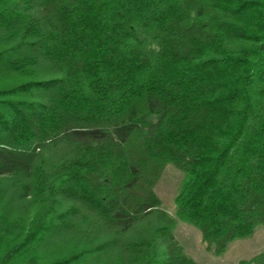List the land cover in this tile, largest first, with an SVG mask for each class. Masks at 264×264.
<instances>
[{
	"label": "trees",
	"instance_id": "obj_1",
	"mask_svg": "<svg viewBox=\"0 0 264 264\" xmlns=\"http://www.w3.org/2000/svg\"><path fill=\"white\" fill-rule=\"evenodd\" d=\"M176 219L264 231V0H0V264H198Z\"/></svg>",
	"mask_w": 264,
	"mask_h": 264
},
{
	"label": "rangeland",
	"instance_id": "obj_2",
	"mask_svg": "<svg viewBox=\"0 0 264 264\" xmlns=\"http://www.w3.org/2000/svg\"><path fill=\"white\" fill-rule=\"evenodd\" d=\"M182 180V173L171 164H166L154 186V192L160 200V207L175 218L173 198ZM174 237L198 264H238L242 259L264 253V231L261 226L253 234L242 240L233 241L220 255L207 253L200 239L199 231L185 222L176 219Z\"/></svg>",
	"mask_w": 264,
	"mask_h": 264
}]
</instances>
